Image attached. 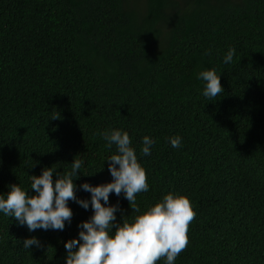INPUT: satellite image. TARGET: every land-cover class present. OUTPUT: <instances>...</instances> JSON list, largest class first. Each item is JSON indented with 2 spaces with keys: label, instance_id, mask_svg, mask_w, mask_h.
I'll return each mask as SVG.
<instances>
[{
  "label": "trees",
  "instance_id": "16d2710c",
  "mask_svg": "<svg viewBox=\"0 0 264 264\" xmlns=\"http://www.w3.org/2000/svg\"><path fill=\"white\" fill-rule=\"evenodd\" d=\"M211 68L224 92L210 101L196 74ZM110 128L129 133L146 169L141 212L168 192L191 201L175 264H264V0H0V194L82 158L76 196L89 199L80 184L112 180ZM145 135L156 143L142 157ZM109 203L117 223L139 214L123 194ZM69 206L63 231L0 213V264H65L64 243L92 215ZM33 236L41 247L24 249Z\"/></svg>",
  "mask_w": 264,
  "mask_h": 264
},
{
  "label": "clouds",
  "instance_id": "9594fccd",
  "mask_svg": "<svg viewBox=\"0 0 264 264\" xmlns=\"http://www.w3.org/2000/svg\"><path fill=\"white\" fill-rule=\"evenodd\" d=\"M235 51L229 47L222 62L231 64ZM221 75L215 68L196 74L203 82L201 95L205 99L211 101L224 92ZM100 135L109 149L115 146V151L104 161L108 162L112 180L97 186L87 182L80 184V189L90 193L89 199L76 196L75 180L86 174L79 171L84 160L73 159L70 170L63 173L51 166L43 168L38 176L30 175L28 190L19 184L8 186V191L0 194V213L14 218L29 232L63 231L73 216L69 201H74L85 210L91 206L92 215L78 225V237L64 243L65 264H175L188 245V226L196 215L190 199L168 192L141 212L140 207L135 206L137 194L149 191V183L132 138L119 128L105 129ZM181 141L179 135L169 138L173 148L181 147ZM155 143L152 137L143 136L141 156H150ZM110 194L118 197L123 194L132 212L139 214L128 220L121 212L122 222L117 223L116 213L120 209L118 204L109 203ZM33 246L41 247L36 237L23 241L24 249Z\"/></svg>",
  "mask_w": 264,
  "mask_h": 264
}]
</instances>
